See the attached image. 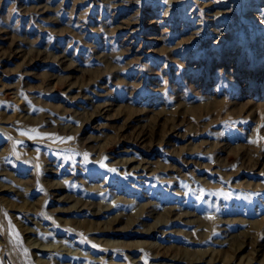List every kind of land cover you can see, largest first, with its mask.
<instances>
[{"label":"rangeland","instance_id":"obj_1","mask_svg":"<svg viewBox=\"0 0 264 264\" xmlns=\"http://www.w3.org/2000/svg\"><path fill=\"white\" fill-rule=\"evenodd\" d=\"M193 259L264 264V0H0V264Z\"/></svg>","mask_w":264,"mask_h":264},{"label":"bare ground","instance_id":"obj_2","mask_svg":"<svg viewBox=\"0 0 264 264\" xmlns=\"http://www.w3.org/2000/svg\"><path fill=\"white\" fill-rule=\"evenodd\" d=\"M17 209V208H16ZM20 210V209H19ZM42 246V245H41ZM33 248L34 249H36L38 252H46V251H48L47 249H45V248H42V247H40V246H37V245H35V246H33ZM36 252V251H35ZM177 257V256H176ZM156 259H158V257H156ZM185 259H187L186 257H183L181 260H180V262L181 261H185ZM196 260V259H195ZM179 262V261H178ZM201 263V261H199V260H197L196 262H194V259L192 260V261H190V264H200Z\"/></svg>","mask_w":264,"mask_h":264},{"label":"snow or ice","instance_id":"obj_3","mask_svg":"<svg viewBox=\"0 0 264 264\" xmlns=\"http://www.w3.org/2000/svg\"><path fill=\"white\" fill-rule=\"evenodd\" d=\"M22 134H26V133H22ZM85 159H87V157H85ZM5 215H6V213H5ZM14 235L18 237V233L14 232Z\"/></svg>","mask_w":264,"mask_h":264}]
</instances>
